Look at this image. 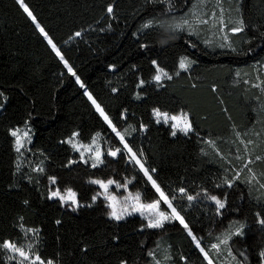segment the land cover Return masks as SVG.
I'll use <instances>...</instances> for the list:
<instances>
[{"label":"trees","instance_id":"16d2710c","mask_svg":"<svg viewBox=\"0 0 264 264\" xmlns=\"http://www.w3.org/2000/svg\"><path fill=\"white\" fill-rule=\"evenodd\" d=\"M194 2L23 0L34 22L19 0H0V264H21L3 245L22 244L27 228L35 230L38 255L57 264H145L162 236L170 247L165 264H209L196 240L208 249L226 230L240 263L264 264V74L259 68L261 83L255 75L264 65V0H235V24L222 43L176 24ZM158 67L170 79L157 82ZM88 92L118 130L129 128L130 147L187 229L176 220L150 228L139 214L109 215L94 178L129 179L145 201L159 193ZM155 107L187 111L192 130L173 136ZM27 124L32 140L19 152L12 133ZM75 133L83 142L101 134L120 151L93 167L67 140ZM52 178L77 192L76 209L50 198ZM212 196L225 207L218 210Z\"/></svg>","mask_w":264,"mask_h":264},{"label":"rangeland","instance_id":"374dc122","mask_svg":"<svg viewBox=\"0 0 264 264\" xmlns=\"http://www.w3.org/2000/svg\"><path fill=\"white\" fill-rule=\"evenodd\" d=\"M234 2L235 0H195V2L189 6V10L186 16L181 18L179 21H176V24L184 23L185 21H187L186 23L187 26L191 28L192 31L194 32L203 33L207 41L222 43L223 41L228 40V37H229L228 29L229 27L235 24L236 16H235V13L232 11V4ZM232 28L233 26L230 29ZM79 33L80 35L82 34L81 32ZM56 47L58 48V46ZM182 60L186 64L184 68H187L191 64V62L187 58H183ZM259 68L262 70L264 74V65L255 66V75H256V78L258 79L257 82L261 83L262 78L260 76ZM158 69H162L164 73H167V76L161 75V80L159 82H162L166 77H169L170 74L161 67H158ZM158 69H157V73L155 74V76L160 74L158 72ZM88 94L90 93L88 92ZM155 110H159L161 113H167L169 117L186 115L189 123L191 124L190 115L187 111L182 110L177 113H171V112L162 110L158 107H155L153 109V114L155 113ZM104 113L109 117V115L105 111ZM154 116L157 120V117L155 114ZM159 122H164L163 118H160ZM174 123L176 122L172 121L171 119H169L167 122V124H170L171 127ZM112 125L114 124L112 123ZM173 130H175L176 132L180 131L179 128L173 129ZM191 130H192V124H191ZM14 131L17 132V136H15L16 141H17V137H19L20 139L19 152H23L25 149L28 148L32 140V128L30 125L27 124L23 127L14 129L13 132ZM117 132L121 133L124 136V140L122 141L123 146L121 149L126 151V153L128 154L129 161H131L132 163L140 167V164H137L136 161L132 159L131 154L124 147L125 143L128 145V147H130L127 141V133L129 132V128H126V130H118L116 128V133ZM67 140L72 145H75L74 149H76L79 152L80 157L83 161L91 163V164H95V165H99L103 162V154H105L106 152L109 153L111 151H115L117 149V148L105 146L103 144V139L101 137V134L96 135L90 142L81 141L77 133H75L72 137L68 138ZM243 142L246 143V140L244 139ZM16 146L18 147L17 142H16ZM132 152L136 154L137 159H139L141 164H143L144 168L148 170V168L146 167L144 163L143 158L138 153H136L133 149H132ZM97 154H99V160L102 162H97V159H96ZM148 174L152 177L151 181L154 180L156 184L159 185L149 170H148ZM109 180L113 181V183L109 184L107 189L103 188L100 184L96 183L100 188L99 195L103 197L108 204L109 215L112 212L113 207L116 209L118 213H120L122 210L126 208L127 211L124 212L123 218L129 215H132V214H139L142 217H144L149 223L150 219L154 220V219L159 218L158 217L159 212H163L168 216H171L172 208H175L176 211L179 212L178 209L176 208L175 202L166 194V192L162 189L160 185L159 187L161 191H163L165 196L168 197V200L170 201L172 207H169V204L160 198V194L154 200L145 201L142 198V195L140 192L132 190L130 188L131 180L129 179H125V180L123 179L117 180L113 178L112 179H99V178L93 179V181H102L105 184H107ZM51 184H53L51 186V194L52 192L59 190L61 195H64L68 189H71L76 194L75 198H76L77 204L75 205L72 204L71 200H68L67 203L61 201L64 207L68 209H76L79 206L80 202L78 199V194L74 189L72 188L60 189L54 183H51ZM51 194H50V197H51ZM137 194H139V197H140L139 201L135 199ZM53 198L60 199L59 197H53ZM155 202H159V206L157 209H147V208L139 207L140 205H147V204H151ZM133 205H136L139 208V210L133 211ZM180 215L183 217L181 213ZM183 219L185 223H187L184 217ZM175 220L176 219L164 220L163 225H165L167 222H171ZM176 221H179V220H176ZM234 229L236 230L237 228L234 227ZM26 232L29 233V237H27V239L22 244L14 243L11 241H7V243L14 244L17 248L22 249L25 255L28 257V259H24V257L20 256L18 252H15L12 249L6 248L8 258L10 260H17L19 262H22L23 264H33L34 261H35V264H40L41 261L43 262V264H48L49 261H51V264H57L56 262L52 260H45L41 258L36 252V239L34 236L35 230L27 228ZM232 233H233L232 230H226L223 233L217 234L215 237V241L209 245L208 249L205 248L198 240H196L198 246L201 249H203L204 254L207 253V259L209 260V262H211V264H241V263L243 264V261L240 263V261L234 257L230 247L228 246V239L230 238ZM222 240H227V243L226 244L221 243ZM213 245H219V247L214 248ZM167 251L170 253V247L167 243L166 238L162 236L157 241L156 249L153 250L154 259L152 258L151 261L145 264H154L153 263L154 261L157 264H165L164 259H166V257L168 256ZM36 257L40 258L39 261H36Z\"/></svg>","mask_w":264,"mask_h":264},{"label":"snow or ice","instance_id":"6c2138e0","mask_svg":"<svg viewBox=\"0 0 264 264\" xmlns=\"http://www.w3.org/2000/svg\"><path fill=\"white\" fill-rule=\"evenodd\" d=\"M19 2L21 3V6L24 8V11L28 14L29 17L32 18V20L35 22V17L33 16L32 12L29 11V9L27 8V6H25L23 4V0H19ZM108 13H112L113 9H112V6L110 5L107 9ZM185 24L187 23V21L184 22ZM149 24H146L144 27H148ZM37 27L39 28L40 32L45 36V38L47 39L48 43L52 46L53 50L56 52V55L60 57L61 60H64V57L61 55L59 49L56 47V45L53 43V41L51 40V38L48 37V34L44 31L43 28H41L39 26V24H37ZM181 27V25H176V28L179 29ZM235 31H240L241 29L237 28V29H234ZM76 36H79L80 33L77 32L75 34ZM65 63V66L68 67V71L69 72H72L73 75H75V73L73 72L72 68L70 66H68L67 64V61H64ZM155 63V62H153ZM180 66L181 68H184L186 66L185 62L182 60L181 63H180ZM158 72L160 74L156 75L154 77V79L159 82L161 80V75H164V76H167V73H164L162 69H158ZM170 79V77H169ZM77 82H80L79 81V77H77ZM81 87H83V84H81ZM89 96V99L92 101V103L95 105L97 111L100 113L101 116H103L104 120L112 127V130L114 132H116V128L114 125H112V121L109 119V117L104 113L103 109L100 107L99 104H97V102L95 101V99L92 98L91 94H88ZM157 117V122H159L160 118H163L164 122L167 123L169 119H171L172 121H175L176 123H174L172 125L173 129H177L179 128L180 131L182 132H185L187 133L188 131L191 130V124L189 123L188 119H187V116L186 115H183V116H172V117H169L167 113H161L159 110H155V113H154ZM13 136H17V132L14 131L12 133ZM117 135L120 137L121 141L124 140V136L117 132ZM172 135L175 136L176 135V131L174 130L172 132ZM17 151H19V147H20V139L19 137H17ZM73 147H75V145H73ZM124 147L128 150V152L131 154L132 156V159H134L136 161L137 164H140V167L141 169L144 171L145 175L148 176L149 180L152 179V177L148 174V170L144 168L143 164H141L140 160L137 159L136 157V154L132 152V149L130 147H128V145L125 143ZM120 151V149H116L115 151H111L109 152L108 154L115 157L117 155V153ZM97 162H102L99 160V154H97ZM96 165L93 164V167H95ZM154 171V170H153ZM52 182L55 183V178H52ZM93 183H98L100 184L103 188L107 189L108 185L109 184H112L113 181L109 180L107 182V184L103 183L102 181H92ZM152 184H153V187L156 189V191L160 194V198L162 200H164L166 203L169 204V207H172L171 206V203L170 201L168 200V197L165 196L164 192L161 191L159 185L156 184V182L154 180H152ZM180 192L181 193H184V189H180ZM51 197H59L60 200L62 202H65L67 203L68 200H71L72 204H77V201H76V194L71 190V189H68L67 192L64 194V195H61V193L59 192V190L55 191V192H52L51 194ZM50 197V198H51ZM213 201L216 202V205H217V208L218 210L219 209H222L225 207L224 203L217 199V197L215 196H212L210 197ZM95 199V197H94ZM115 199V198H113ZM137 201H139L140 197H139V194H137L136 198H135ZM187 199L189 201L193 200L194 197L192 196H188ZM159 206V202H155V203H151V204H147V205H140L139 207H142V208H147V209H157ZM139 208L136 206V205H133V211H138ZM127 209L125 208L124 210H122L120 213H118L116 211V209L113 207V210L112 212L110 213L111 217L116 219V220H120L123 218V215H124V212H126ZM158 219H150L149 220V223H148V227L150 228H161L163 227V221L164 220H168V219H176V220H179V222L181 224L184 225V227L187 229L188 228V225L185 223L183 217L180 215L179 212L176 211L175 208H172V214L171 216H168L166 215L165 213L163 212H159L158 213ZM262 225H264V219L260 220L259 221ZM57 223H59V221H57ZM243 226H241L242 228ZM241 231L238 229L237 232L235 233V235H241ZM189 235H191V231H189ZM195 239V237H193ZM221 243L223 244H226L227 243V240H222ZM4 248H8V249H12L13 251L15 252H18L20 254V256L24 257V259H28V257L25 255L24 251L20 248H17L14 244H11V243H5L3 245ZM214 248L216 247H219V245H213ZM201 251H203V249H201ZM205 256L207 257V253H205ZM261 256L264 257V252L261 253ZM39 257H36V261H39ZM22 264V262H21ZM33 264H35V261L33 262ZM40 264H43V262L41 261ZM48 264H51V261L48 262ZM209 264H211V262H209Z\"/></svg>","mask_w":264,"mask_h":264},{"label":"water","instance_id":"95a60500","mask_svg":"<svg viewBox=\"0 0 264 264\" xmlns=\"http://www.w3.org/2000/svg\"><path fill=\"white\" fill-rule=\"evenodd\" d=\"M24 5L26 6V4L24 3Z\"/></svg>","mask_w":264,"mask_h":264}]
</instances>
